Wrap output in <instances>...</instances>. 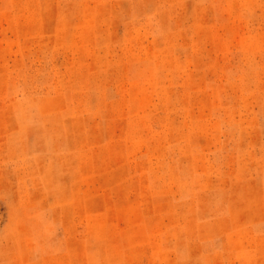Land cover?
<instances>
[{
  "label": "rangeland",
  "instance_id": "374dc122",
  "mask_svg": "<svg viewBox=\"0 0 264 264\" xmlns=\"http://www.w3.org/2000/svg\"><path fill=\"white\" fill-rule=\"evenodd\" d=\"M0 264H264V0H0Z\"/></svg>",
  "mask_w": 264,
  "mask_h": 264
}]
</instances>
